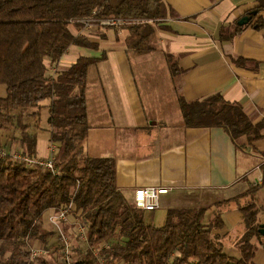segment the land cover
<instances>
[{"label":"trees","instance_id":"trees-1","mask_svg":"<svg viewBox=\"0 0 264 264\" xmlns=\"http://www.w3.org/2000/svg\"><path fill=\"white\" fill-rule=\"evenodd\" d=\"M94 16L142 19L98 28L102 34L124 31L128 53L140 56L159 49L157 34L173 10L164 0H0V85L8 92L0 98V135L19 133L13 144L23 156L38 158L37 134L29 127L31 121L39 126L44 102L50 101V141L57 151L55 172L29 167L9 151L0 157V264H66L64 246L50 243L58 232L47 230L43 218L71 205L86 232L85 242L71 237L72 264H99L100 257L106 264H257L254 240L260 239L262 226L254 200L239 206L244 228L237 242L240 258L226 253V236L215 234L225 228L223 208L251 194L208 204L184 198V205L168 209L164 224L156 226L155 211L139 209L118 188L115 159L93 158L86 152L91 127L88 76L103 58L82 56L54 76L48 71L72 46L97 48L73 31L81 29L79 21ZM243 30L238 25L222 27L220 39L232 40ZM165 58L174 83L180 81L184 72L177 59ZM177 97L186 128H221L240 150L261 137L243 107L220 93L188 101L177 90ZM214 206L212 220L205 223ZM37 243L49 255L32 259Z\"/></svg>","mask_w":264,"mask_h":264},{"label":"crops","instance_id":"crops-1","mask_svg":"<svg viewBox=\"0 0 264 264\" xmlns=\"http://www.w3.org/2000/svg\"><path fill=\"white\" fill-rule=\"evenodd\" d=\"M164 1L173 16L157 34V51L140 56L128 53L124 31L110 29L102 34L94 28L82 34L73 29L97 48L72 46L50 66L48 75L69 68L82 56L103 58L90 69L86 88L91 127L85 148L89 156L115 159L117 186L130 200L136 189L143 187L169 188L167 195L176 201L172 207L184 205V198L192 195L208 204L251 194L223 208L225 228L215 234L226 236V253L240 258L237 242L244 228L239 206L254 200L262 226L260 239L254 240V261L264 264V23L260 25L264 0ZM245 16L250 20L244 30L232 40L221 41V28L240 26ZM166 55L176 58L184 72L178 82L172 79ZM177 90L188 101L220 93L227 101L240 104L259 127L261 137L240 150L221 128H186ZM7 93L0 85V98ZM49 105L50 101H45L42 110H49ZM40 124L37 128L33 124L29 131L37 134V157L45 159L53 144L50 131L43 134ZM18 137L2 133L0 144L11 154L20 152L13 144V138ZM167 195L161 198L160 209ZM70 207L59 228L50 221L53 210L45 214L43 222L47 230L58 232L50 243L55 244L59 237L62 244L63 236L72 252L71 237L86 239L72 214L74 206ZM160 209L155 211L156 226L166 219L158 214ZM216 209L208 211L212 215L205 223L212 220ZM35 248L46 250L41 243Z\"/></svg>","mask_w":264,"mask_h":264},{"label":"built area","instance_id":"built-area-1","mask_svg":"<svg viewBox=\"0 0 264 264\" xmlns=\"http://www.w3.org/2000/svg\"><path fill=\"white\" fill-rule=\"evenodd\" d=\"M142 19H120V18H108V19H99L94 17L84 19L78 23L82 24L80 33H86L94 28H104V27H122L129 24H136L142 22ZM56 147L54 145L50 148V155L48 158L41 159L36 158L32 159L27 156H23L22 152L13 153V157L16 159H23L29 167H40L44 170H49L55 172V163H56ZM8 153L5 150L0 149V157L7 156ZM170 193V189L166 187H143L136 189L134 193V202L136 206L144 211L152 212L157 211L161 207V198ZM71 207L61 209L60 211L54 213L50 217V221L59 226L62 222L66 221L68 214L70 213ZM81 235L86 239V232L84 229L80 230ZM62 245L64 246L63 254L64 261L66 264H72V254L71 248L68 241L65 237L62 236ZM47 252L44 249L34 248L31 251V258H37L39 255H46ZM99 264H106L104 258H99Z\"/></svg>","mask_w":264,"mask_h":264},{"label":"rangeland","instance_id":"rangeland-1","mask_svg":"<svg viewBox=\"0 0 264 264\" xmlns=\"http://www.w3.org/2000/svg\"><path fill=\"white\" fill-rule=\"evenodd\" d=\"M79 32H80V29H79ZM112 41H113V39H111L109 41V43H111ZM41 114H42L41 115V124H40L41 132L43 134L44 133L47 134V132H49V128H50L49 127V122H48L49 116H50L49 110L48 109H44V110H42ZM31 123L34 124V122H32V121H31ZM15 133H17V132H9V133H3V134H9L12 137V136L15 135ZM17 134H19V133H17ZM4 148H5V146L0 144V149L1 150H5ZM5 151H8V150H5ZM166 198H167V201L165 203H162V209H160V211H158V214L161 215V216H166L168 209H170L172 207V205L174 203H176L174 196L167 195ZM188 198L194 199V200L197 199V197H195L193 195L189 196ZM211 215L212 214L210 212H208V214L206 215L205 221L208 220ZM55 240H56V242L54 241L55 244H58V243L60 244L59 237H57ZM51 243H53V242H51ZM38 248H40V247H38Z\"/></svg>","mask_w":264,"mask_h":264},{"label":"water","instance_id":"water-1","mask_svg":"<svg viewBox=\"0 0 264 264\" xmlns=\"http://www.w3.org/2000/svg\"><path fill=\"white\" fill-rule=\"evenodd\" d=\"M249 20H250V17L249 16H245L239 21L238 24L240 26H244V25H246L249 22Z\"/></svg>","mask_w":264,"mask_h":264}]
</instances>
